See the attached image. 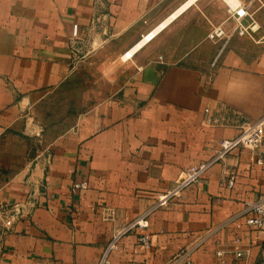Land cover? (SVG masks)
Instances as JSON below:
<instances>
[{"label":"crops","instance_id":"obj_1","mask_svg":"<svg viewBox=\"0 0 264 264\" xmlns=\"http://www.w3.org/2000/svg\"><path fill=\"white\" fill-rule=\"evenodd\" d=\"M239 1L242 23L259 25L251 36L233 30L225 0H0V201L22 205L8 227L0 215V264H97L120 225L237 133L235 114L264 113V0ZM215 26L225 37L208 36ZM101 57L124 71L120 84L45 135L39 105ZM77 180L87 187L72 193ZM263 193L264 162L235 149L124 234L105 264H255L264 229L243 210Z\"/></svg>","mask_w":264,"mask_h":264},{"label":"built area","instance_id":"obj_2","mask_svg":"<svg viewBox=\"0 0 264 264\" xmlns=\"http://www.w3.org/2000/svg\"><path fill=\"white\" fill-rule=\"evenodd\" d=\"M225 2L227 5V11L234 21L233 30L239 35L251 36V33L257 30L259 25L254 20L248 24L242 23L241 18L247 14L245 6L239 0H225ZM165 24L166 21L162 22L154 30L142 35L140 39L141 44L151 40L158 30ZM225 35L226 32L221 26L213 27L208 33L210 38H222L225 37ZM127 54L128 51L125 52V55ZM203 122L205 124L215 123L213 116L208 115L207 108L204 109ZM230 123L237 128V133L233 136L220 139L209 158L190 165L182 170L170 187L155 194V201L144 212L133 220L120 225L106 244L97 264H105L108 261L109 253L118 246L119 241L124 234L148 226V216L152 211L157 208L168 207L172 204L187 187L197 182V180H199L215 163L223 161L231 151L235 149H248L255 155L256 163L262 164L264 162V113L254 120L235 114L231 118ZM234 179V174H228L227 185L232 186ZM86 187L87 182L85 180H77L71 184L70 191L75 193L77 190H82ZM21 209L22 205L18 202L9 203L0 201V213L3 211H9L12 216L18 218L22 213ZM109 214L110 218H112L115 211L110 210ZM243 215L247 225L264 229V193L256 200L246 205L243 210ZM5 225H10V222L7 224L5 222ZM137 241L139 246L143 248L148 247L149 240L147 234H140ZM235 255L237 257L241 256V251L235 250ZM255 264H264V242L260 246L259 260Z\"/></svg>","mask_w":264,"mask_h":264},{"label":"rangeland","instance_id":"obj_3","mask_svg":"<svg viewBox=\"0 0 264 264\" xmlns=\"http://www.w3.org/2000/svg\"><path fill=\"white\" fill-rule=\"evenodd\" d=\"M115 63L110 58L101 57L72 68L64 82L55 88L37 109L36 115L43 133L45 132L48 137L60 133L71 123L73 116L113 92L124 76V71ZM24 144L25 141L21 144L11 142L7 147L16 149L23 147ZM12 156L13 153H6L4 156L6 160L1 163L9 165ZM0 215L5 218L6 224L10 222V225L18 219L9 211H3Z\"/></svg>","mask_w":264,"mask_h":264},{"label":"bare ground","instance_id":"obj_4","mask_svg":"<svg viewBox=\"0 0 264 264\" xmlns=\"http://www.w3.org/2000/svg\"><path fill=\"white\" fill-rule=\"evenodd\" d=\"M141 43H139L138 45H135V47H133L132 50L136 49ZM131 53V51H129L128 55Z\"/></svg>","mask_w":264,"mask_h":264}]
</instances>
